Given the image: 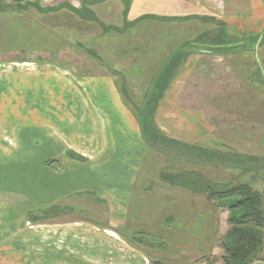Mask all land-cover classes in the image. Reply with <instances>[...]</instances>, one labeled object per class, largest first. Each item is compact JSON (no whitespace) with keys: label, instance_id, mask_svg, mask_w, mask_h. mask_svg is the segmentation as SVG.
I'll return each mask as SVG.
<instances>
[{"label":"rangeland","instance_id":"obj_1","mask_svg":"<svg viewBox=\"0 0 264 264\" xmlns=\"http://www.w3.org/2000/svg\"><path fill=\"white\" fill-rule=\"evenodd\" d=\"M129 1L0 0V138L8 144L34 133L43 143L50 130L66 125L61 107H52L51 114L47 109L53 70L57 82L65 69L73 79L113 77L145 143L135 192L144 193L153 225L152 245L140 246L163 264H225L221 244L230 219L245 207H233L235 197L209 194L240 183L264 193V87L257 79H264V62L252 37L259 32L236 31L208 17L130 18ZM164 81L172 84L160 102ZM143 124L153 130L145 134ZM38 151L41 173L62 172L74 159L69 151ZM18 152L9 149L6 158L31 156ZM111 154L108 149L100 161ZM74 198L71 193L30 218L58 216L63 208L68 215L103 220ZM125 231L131 236V229Z\"/></svg>","mask_w":264,"mask_h":264},{"label":"crops","instance_id":"obj_2","mask_svg":"<svg viewBox=\"0 0 264 264\" xmlns=\"http://www.w3.org/2000/svg\"><path fill=\"white\" fill-rule=\"evenodd\" d=\"M141 16L208 17L236 31L255 30L259 32L252 36L257 38L255 52L264 62V0H130L128 17ZM201 52L210 54L197 51ZM228 54L235 58L239 51ZM69 71L59 73L63 79L58 83L53 70L50 88L48 83L51 93L47 92L49 114L52 107L64 110L63 128L50 130L43 143L36 141L34 133L20 142L13 133L15 138L10 137L14 141L8 140V144L0 138V264H152L151 254L140 245H152L153 212L144 193L135 192L145 152L140 127L121 101L113 77L75 74L73 79ZM257 79L264 87V79ZM164 84L160 102L172 83ZM76 87H80L79 93ZM84 87L89 88L85 94ZM2 97L4 102L0 90V101ZM92 105L95 108H90ZM72 106H76L74 111ZM115 118L117 125L113 124ZM18 126L10 130L16 132ZM41 147L58 155L74 151L85 160L71 159V165L62 172L41 173ZM9 149L31 151V156L17 159L25 154L18 152L9 159L5 155ZM108 149L111 156L100 161ZM71 193L76 204L101 214L103 220L68 215L63 208L57 209L58 216L30 218ZM157 214L155 222L160 219ZM125 229L132 230L131 236Z\"/></svg>","mask_w":264,"mask_h":264},{"label":"trees","instance_id":"obj_3","mask_svg":"<svg viewBox=\"0 0 264 264\" xmlns=\"http://www.w3.org/2000/svg\"><path fill=\"white\" fill-rule=\"evenodd\" d=\"M14 1L20 3L31 0ZM129 3L130 1L128 6ZM171 18L177 19L179 17ZM140 112L144 111L140 110ZM149 113H151L150 110ZM141 129L147 134L148 131L153 130V127L143 124ZM164 140H169L165 134ZM68 154L74 159L85 160L83 156L74 151H69ZM229 197H235L237 200L233 207L243 206L245 212L230 219L231 228L221 244V248L225 252L223 256L225 264H254L264 259V193L255 189L249 183H240L227 189L211 191L209 194L210 199H226ZM152 264L163 263L152 261ZM207 264H217V259Z\"/></svg>","mask_w":264,"mask_h":264}]
</instances>
